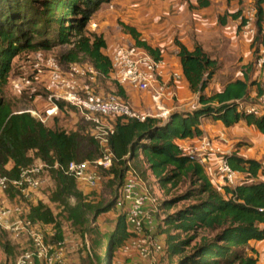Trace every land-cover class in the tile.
Returning a JSON list of instances; mask_svg holds the SVG:
<instances>
[{"label":"trees","instance_id":"obj_1","mask_svg":"<svg viewBox=\"0 0 264 264\" xmlns=\"http://www.w3.org/2000/svg\"><path fill=\"white\" fill-rule=\"evenodd\" d=\"M108 1L0 0V89L8 82L14 58L35 52L39 47L49 48L52 43L71 45L70 62H75L82 54L99 75L108 76L109 58L102 54L105 41L100 36L85 34L92 15ZM261 4L262 0H254L256 33L253 46L262 35ZM207 5V0L197 1L198 8ZM226 18H240L239 27L243 24L240 10L224 15L219 23L224 25ZM120 26L133 46L154 59L161 58L158 49L144 41L134 27ZM53 29L50 43L45 36ZM71 36L76 40L72 42ZM259 44L264 46V39ZM174 45L178 49L183 79L190 91L198 95L199 107L191 112L171 113L166 120L157 117L143 120L126 116L108 118L112 127L108 148L113 163L103 172V180L111 192L116 187L119 189L129 163L145 182L143 174L147 172L163 194L170 196L160 204L167 211L175 208L174 213L163 221V255L169 259L175 257L176 264H256L255 251L249 249L248 244L264 240V181L260 179L264 170L256 161L244 160L234 154L225 156L229 167L242 179H238L233 187L217 188L198 160L184 154L177 142L201 136L199 126L207 118L220 121L225 127L242 121L264 135V113L254 116L240 108L246 95V80L229 82L222 91L204 95L218 68L216 61L200 45L196 44L192 50L177 40ZM118 87V94L123 97V90ZM261 92L259 89L258 95ZM59 106L61 113L66 111L63 103ZM27 110H15L0 91V176L15 180L22 169L40 160L49 167L45 174L55 182V190L48 201L59 212L54 214L48 205L37 201L28 207L29 219L52 226L55 231H59L60 219H64L78 232H94L96 226L92 224L115 205L118 190L113 200L105 203L96 196L82 193L72 177L54 168L55 164L63 167L72 161H92L101 155L98 142L90 135V127L85 124L88 131L79 128L69 133L56 126L48 128L31 117ZM5 194L10 201L18 196L12 187ZM71 199L73 204L69 203ZM113 233L106 241L104 261L107 264H112L114 249L122 247L132 237L121 213ZM52 238L61 241L58 232ZM0 244L7 253L8 244L2 241Z\"/></svg>","mask_w":264,"mask_h":264},{"label":"built area","instance_id":"obj_2","mask_svg":"<svg viewBox=\"0 0 264 264\" xmlns=\"http://www.w3.org/2000/svg\"><path fill=\"white\" fill-rule=\"evenodd\" d=\"M148 4H162L176 0H142ZM255 8L243 15V24L240 34L245 39L252 38L255 33ZM110 74L120 87H129L133 90L144 92L150 102L158 111L157 118L169 116L163 108L165 99H173L170 84L166 80L165 69L167 63L164 59H154L146 52L136 48L130 43L115 46L110 55ZM32 71L29 76L23 77L15 84L17 89L31 85L33 79L44 77L47 86L54 90L46 99L43 113L35 110L27 112L42 124L60 114V103L72 108L81 117L84 124L90 128L91 137L98 142L101 155L92 161H72L65 166L58 164L54 168L72 177L77 185L84 190H94L101 184L102 174L108 171L113 163V155L108 148V136L111 124L108 118L113 116H126L143 120L145 116L136 114L125 105L119 103L114 97H96L92 93L80 88L81 79L93 81L97 72L90 66L81 67L73 64L63 71L58 60L48 58L42 68L39 57L32 60ZM258 66L264 65V46L257 59ZM179 75L172 72L170 79H177ZM247 114L260 116L264 113V87L257 97L256 103L245 108ZM62 114V113H61ZM180 148V147H179ZM180 150L191 158L198 160V155H213L220 157L216 165V172L222 177L224 184L233 187L238 181V175L233 171L223 155L221 147L208 137H202L198 146ZM222 157V158H221ZM49 167L40 160L35 161L30 167L22 169L15 180L0 177V230L10 233L15 238H25L30 243V249L21 253L16 264H64L62 261L61 242H49L43 234L42 228L46 225L40 222H31L20 217L24 213L22 203L35 204L40 201L35 195L43 187L44 179L41 175ZM123 182L118 189L115 208L124 215L125 223L132 235L126 244L125 250H135L139 260L146 264H154L156 257L163 255L165 246L162 241L150 240L146 236L156 227V215L160 212V203L150 191L147 183L127 164ZM12 187L17 191V199L10 201L6 190ZM28 205V206H29ZM51 238L53 234L50 235ZM128 264H138L129 262Z\"/></svg>","mask_w":264,"mask_h":264},{"label":"rangeland","instance_id":"obj_3","mask_svg":"<svg viewBox=\"0 0 264 264\" xmlns=\"http://www.w3.org/2000/svg\"><path fill=\"white\" fill-rule=\"evenodd\" d=\"M183 7L188 11L195 9V6L191 4V1L196 4L194 0H180ZM215 4L214 6L221 7L223 13H231L237 10L241 11L242 15L249 14L254 8V0H212ZM159 4H148L144 3L142 0H109L108 2L103 3L100 8L92 15L90 21L86 25L85 34L86 36H100L102 39H106V48L102 50V54L109 57L112 49L118 45H124L128 41H123V35H126L120 26V24L128 23L131 21V18H135L133 15L143 11V8H151V11L147 9L145 15L147 20L148 27L152 28L155 24L160 22L156 17V9ZM216 7V9H218ZM219 11V10H218ZM131 14V15H130ZM230 22L227 24L226 32H233V36H220L218 39V44H214L207 38H203V46H205V52L207 55L216 61L217 70L214 74L212 80L215 83L224 84L230 80L235 79L238 72H241V69L245 67L247 55L252 56V61L255 58H259L258 46L264 35L259 37L257 44H254V36L250 41V46L245 44V39L242 38L240 34V27L238 22L232 23L230 18H227ZM98 23V24H96ZM130 23V22H129ZM240 23V22H239ZM54 29L51 30L46 37L48 41H52V36ZM73 35V34H72ZM70 40L73 42L76 40V37L71 36ZM108 43V44H107ZM153 47V46H151ZM71 51V45L69 44H54L49 48L39 47L37 51L31 53H23L19 57H16L12 60V69L9 74L8 82L0 89L2 96L7 102H9L15 110L23 109H32L37 112L43 113V110L46 106L45 102L47 97L54 92L53 89L47 86L46 80L44 77L33 79L31 85L17 89L15 84L23 77L29 76L32 71V60L34 57H39V64L42 68L45 66V61L48 58H55L58 60L63 71L67 70L71 65L76 64L81 67L90 66L89 59L82 54H79L75 62H70L68 60V54ZM247 53V54H245ZM255 56V54H257ZM80 88H82L87 93H92L96 97H114L119 103L125 105L130 109V111L141 115V112L136 108L132 109L127 102V98L124 95L123 97L118 94V84L114 80L113 76L109 74L104 77L96 74L93 81L87 79H81ZM198 96V95H197ZM130 102V101H129ZM131 104V102H130ZM153 105V104H152ZM155 108V106H154ZM157 111V110H156ZM158 112V111H157ZM165 120L166 118H162ZM48 128L57 127L66 132L76 131L79 128H85V132L88 131V127L85 126L79 114L71 108L66 107V111L62 114H58L55 118L48 120L45 124ZM146 178L147 185L150 187L151 193L159 200L160 204H163L164 201L169 200L170 196H165L160 190L158 184L153 181L150 175L146 173L143 174ZM2 177V176H0ZM44 179L43 187L38 191L36 197L48 205L54 214H57L59 211L56 206L51 204L48 201V197L55 190V182L53 178L48 174L43 173L41 175ZM104 182V183H103ZM102 184L98 185L96 189L84 190L81 189L78 185V189L89 196H96L97 200H102L105 203H108L113 200L118 190V187L113 189L111 192L106 187V180H103ZM70 204H73L74 201L71 199ZM29 204L22 203L21 208L24 213L21 215V219H29L28 216V206ZM181 205V204H180ZM180 205L176 206L177 208ZM175 208L171 210H165L164 207H160V212L156 215V227L151 232H147L146 236L149 237L147 241L158 240L164 241L165 236L163 235L164 219L174 213ZM119 211L116 210L115 206L111 208L108 212L100 215L97 219L96 230L94 232H78L75 229L71 228V225L68 221L60 219L61 226L59 231H55V228L52 226H45L42 228L43 234L47 237L49 242L55 241L54 238H51V234L58 232L61 238V253L62 261L64 264H107L104 261V254L106 251V241L108 238L113 235L114 228L116 226V221L119 218ZM32 222V221H31ZM163 235V236H162ZM7 243V253H5L0 244V264H16L18 257L22 252L30 249V243L25 238H15L12 234L6 233L0 230V243ZM128 241L126 244H129ZM125 245L119 248H115L112 256V264H128L133 262L130 259L125 257H132L133 255L137 257L136 251L129 249L125 250ZM177 259L175 257L169 259L167 255H161L156 257L154 264H176ZM40 264V263H39Z\"/></svg>","mask_w":264,"mask_h":264},{"label":"crops","instance_id":"obj_4","mask_svg":"<svg viewBox=\"0 0 264 264\" xmlns=\"http://www.w3.org/2000/svg\"><path fill=\"white\" fill-rule=\"evenodd\" d=\"M194 1L196 4L191 1V4L195 6V9L192 11L185 9L180 0L159 4L154 11L160 22L158 24L154 23L152 28L148 27L146 24L148 20L145 15L146 10H144L147 9L146 7L143 8V11L140 10L134 14L133 16L135 18H131V21H129L130 23L122 22L125 25L134 27L144 41L150 46H153V48L158 49L160 57L167 63L165 69L166 80L170 84V91L174 96L173 99H165L163 101V108L168 115L175 112H191L193 109L199 107L198 96L190 91L188 84L183 79L179 58L177 57L178 49L174 45V40L179 41L188 50H192L196 44L200 45L205 52V46L202 45L204 44L203 38H207V40H210L209 43L212 42L214 45L215 43L218 44L217 38H220V36H233V32H226L227 25L229 24L228 22H230L227 18L224 25L219 23V19L227 15L220 11L221 7L214 6L215 4L212 0H207L208 5L206 7L198 8V0ZM216 7L218 9H216ZM261 7L263 11L261 25L262 34L264 35V0H262ZM147 10L152 12L151 8ZM231 22H238V24H240V18L231 20ZM123 36V41H128L127 43L132 44L129 36ZM104 40L106 41V39ZM250 41L251 39H245V44L250 46ZM255 46L256 45H254V48ZM257 50L261 52L263 50V45L259 44ZM257 55L258 53L255 54V56ZM246 58V63L242 64L247 65L241 69V72H238L235 79L225 82L224 84L215 83V81L211 79L204 91V95L210 96L222 91L224 86L229 82L246 80V95L240 102V108H247L256 103L257 97L259 96L258 91L259 89L262 90L264 87V65L262 67L258 66L257 58L254 57V61H252L251 55H247ZM172 72L177 73L179 77L177 79H170V74ZM121 89L132 109L136 108L141 112V115L145 117H156L158 112L150 102L146 93L133 90L129 87H121ZM199 129L202 132L201 136L180 140L177 142V145L182 149L196 147L202 137H208L213 139L215 143L221 147L224 157L234 154L244 160H253L258 162L264 170V135L259 133L254 126H249L240 121L231 127H225L220 121L207 118L201 121ZM198 158L201 161L202 167L208 173L211 183L217 188L225 185L222 177L216 172V165L220 157L213 155H198ZM237 175L239 180L242 179L239 173ZM150 177L155 181L151 175ZM260 179L264 181V174L260 175ZM248 248L255 251V256L257 258L256 264H264V240L250 241ZM125 258L138 264H146L145 261L139 260L138 257L134 255Z\"/></svg>","mask_w":264,"mask_h":264}]
</instances>
